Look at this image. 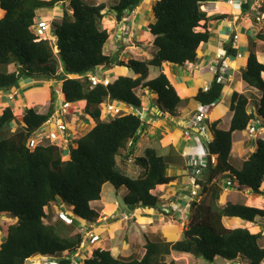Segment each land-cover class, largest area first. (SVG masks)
I'll use <instances>...</instances> for the list:
<instances>
[{
	"label": "trees",
	"instance_id": "16d2710c",
	"mask_svg": "<svg viewBox=\"0 0 264 264\" xmlns=\"http://www.w3.org/2000/svg\"><path fill=\"white\" fill-rule=\"evenodd\" d=\"M61 17L50 23L53 43L39 40L33 31L36 10L54 8L65 2ZM110 9L123 19L141 0H113ZM218 0H156L151 7L153 21L147 26L150 44L155 52L148 60L127 61L108 57L103 46L109 38L102 25L106 5L95 0H0V91L14 87L22 78L48 80L60 83L63 104L84 101V117L93 125L84 135L68 145L67 160H62L61 145L37 141L28 148V139L54 112L55 94L52 92L48 110L39 113L30 107L23 115H15L9 107L0 114V217L14 222L0 223V264H29L26 259L42 256L71 264L72 257L83 240L75 231L77 220L95 222L99 216L91 202L101 199L102 187L109 183L117 191L125 189L122 203L126 207L154 209L161 205L157 194L160 186L170 185L176 177L168 175L166 157L147 147L135 157L132 164L136 176L126 171V161L132 155L143 121L139 114L120 112L101 118V110L108 101L114 105L141 109L137 89L156 94L155 102L162 112L174 116L181 98L168 77L160 73L148 80L150 67L163 63L182 66L194 62L199 50L209 39L200 22L206 20L200 9L202 3ZM253 0L241 5L249 8ZM67 7V8H66ZM264 10V4L261 6ZM258 21L257 18H253ZM264 23V22H263ZM264 43V26L255 35ZM232 57L234 50H228ZM12 66L14 70L8 71ZM118 66L135 77L118 76L107 86H91L85 75L97 68ZM264 64L254 51L247 56L240 79L260 93L255 103V114L264 119ZM223 93V85L216 79L206 91L197 90L194 100L201 106L212 105ZM248 98L234 91L229 109L232 113L227 129L217 123L207 124L211 140L205 144L214 163L196 178L199 198L191 199L181 236L175 242L162 238H145L144 253L140 259L114 257L109 250L96 248L82 264H175L166 261L172 253L192 254L212 263L215 258L227 262L264 264V247L259 233L246 228L227 229L222 217L254 222L264 219V207L227 202L217 204L224 188L248 190L262 194L264 183V140H255V149L235 168L230 161L232 134L244 131L253 119ZM138 171V172H137ZM53 203L64 205L68 211L67 223L61 216L48 212ZM46 210V211H45ZM75 218V219H74Z\"/></svg>",
	"mask_w": 264,
	"mask_h": 264
},
{
	"label": "crops",
	"instance_id": "0c3cea01",
	"mask_svg": "<svg viewBox=\"0 0 264 264\" xmlns=\"http://www.w3.org/2000/svg\"><path fill=\"white\" fill-rule=\"evenodd\" d=\"M144 1L148 0H141L140 4H143ZM149 1H151V4L145 11L139 14V6H137L135 9V15L128 14L124 17L126 21L124 18H120V20H118L116 17L119 21L116 34L119 37V41L121 40L120 44L116 43L118 48L117 50L120 52L119 47H124L125 51L130 49V52H133V49H137L134 52L141 57L136 58V60L140 61L148 60L155 52V49L148 44V40L150 38L147 34V26L153 21L151 7L156 0ZM245 1L247 0L239 2L234 0L233 5H228L224 2V0L202 3L200 9L205 13L207 19L200 22L202 28L198 29L203 31V28H206L209 32V39L201 46L197 59L194 62L185 63L182 66L163 63L160 68H149L147 77L148 80L154 79L160 73H163L168 77L170 83L177 90V93L181 98V103L178 105L174 116L162 112L159 109L155 102L156 94L141 89H137L135 91L136 96L142 99L140 100L141 109L140 111H137L132 108L129 112L142 114L143 128L139 131L137 140L132 147L133 153L129 156V159L126 162H128V164L132 163L133 158L139 157L135 155V150L138 151L142 148L143 154L145 148L151 147L154 148L159 155L166 157L168 163L167 173L177 179L172 184L160 186L157 190L152 192L153 194H157L160 199L161 205L158 208H138L131 211L133 212V225L134 228L137 229L135 232L132 231L129 234L133 238L135 236L137 237L136 232L138 231L142 233L144 240L147 237V234L150 236H156L159 234L160 237L167 242H175L180 238L183 226L187 219L188 206L192 199L189 195L192 190L190 182L192 168H194V166H201L203 171L206 166H208L209 161L214 159L213 156L208 155L205 149V144L212 138L207 124L216 122L217 128H228L232 115L229 109L230 99L234 91H238L248 98V110L253 113V119L244 131H235L232 134V145L230 151L231 164L232 161L236 159L240 161L238 166L240 167L241 163L251 152L254 151L255 140L258 138L264 140V119L255 114L254 108L255 103L259 102L260 93L256 89L247 86L240 79V72L246 65L247 56L250 51H254L258 61L264 64V43L257 40L255 37L256 33L263 28L264 21H255L253 17L250 16L249 9L256 0H253L247 10H241V5ZM259 1L264 3V0ZM43 12L44 11H39V13H42L39 20H37V17L39 16L36 14L35 21H45V18H53L52 15L43 14ZM146 13L148 19H144ZM112 14L114 15L113 12ZM134 16H137L138 18L141 16V20L137 26H132L133 21H131V17ZM136 19L137 18L134 20ZM241 28L250 31L252 30L253 37H250V39L255 38L259 43L255 44L251 42L253 47L247 51L248 53L244 51L247 47L238 33V30ZM144 30H146V34ZM140 31L142 32V35L140 36H142L143 39H140L141 37L138 39ZM110 35L111 34L109 33V37ZM234 35H237V39L235 41H233ZM132 40L137 44V46L134 47L128 45V43H131ZM108 41L109 38L103 46V53L108 57L113 58L112 56L115 54L108 51V45L110 44L109 42L107 45ZM110 41L113 43L115 42V40ZM228 50H234L236 55L234 57L228 55ZM237 54H240V56L238 57ZM217 55H221V59H217ZM119 59L121 60V58H118V60ZM13 70L14 68L12 66L8 68L9 72H12ZM128 72L130 71H125L118 66H113L110 69L102 68L101 76L104 75L108 77L106 75V73H108L110 74V77L108 78L111 81H114L120 75L130 76ZM263 75L264 73L262 74V77ZM130 77L135 76L132 74ZM215 79L223 85L222 97L212 105L201 106L194 100L197 90L201 89L203 91V87L206 85L210 86L211 82ZM44 83L48 84L49 89L42 99L35 103V94L37 90L35 88L43 86L42 84ZM59 85L60 83L56 81H29L27 78H22L14 87L0 91V114L5 107H9L15 115H23L30 107L38 108L39 113L44 114L47 112L51 98L53 97L52 92L54 93V90L60 87ZM54 96L53 106L54 110H56V101H58V99L61 100V96ZM79 104L81 105V110H83L85 102L81 101ZM118 106L125 110L127 109L128 111V108L126 107L129 106ZM198 115L203 116V120L197 121L196 116ZM254 118L256 120H254ZM82 122L83 126L81 128L84 130V128H87L88 125L86 121ZM70 128L73 130L79 129V127H76L75 129L73 127ZM70 128L67 130V135L70 133ZM85 133L86 132L74 137L77 139ZM252 140H254V143L251 144ZM199 176L200 175H197L196 177L198 178ZM232 186L233 185H230L229 187L224 188L221 192L217 201L219 206L223 207L227 202H230L259 208L258 204L263 203L262 200L260 202L258 201L261 194L250 193L248 190L238 191L232 188ZM120 190L126 193L125 189ZM263 193L264 183L262 188V194ZM166 213L168 214L163 215ZM221 222L227 229L246 228L250 231L249 227L252 224H264V219L247 222L224 216L221 218ZM106 229L108 230V227H105V230ZM130 229H132V227ZM167 231L170 232L169 238L173 241H168L166 238ZM250 232L254 233L252 231ZM108 236H111L110 232ZM143 245L141 246L142 251L136 259H140L142 257L144 253ZM123 246H119L117 249L110 247L106 250H109L114 257L130 258V254L132 253H127L126 255L122 254V252L125 251ZM170 256L172 257V255ZM238 263L243 264V262Z\"/></svg>",
	"mask_w": 264,
	"mask_h": 264
},
{
	"label": "rangeland",
	"instance_id": "374dc122",
	"mask_svg": "<svg viewBox=\"0 0 264 264\" xmlns=\"http://www.w3.org/2000/svg\"><path fill=\"white\" fill-rule=\"evenodd\" d=\"M235 1L239 2L242 0H235ZM95 2L96 3H104L106 5V9H105L106 12H105V17L102 21V25L107 29L108 33L111 34L109 37V41H108L107 45L110 42V44L108 45V51H111V52H113V54H115L112 57L114 59H116V57H117V59L121 58L122 61H127L128 59L141 58L134 52L137 49H133L134 51L130 52L129 51L130 49H128V50L126 49L127 51H125L124 47H122L123 49L121 47H119L120 52L117 50L118 49L117 44H120L121 40L119 41V37L116 34V31L118 30L117 26L119 24V21L116 19V16H114L112 14V11L110 9V6L114 1L113 0H95ZM65 4H66V1L63 4L60 3L59 5L55 6L54 9H51V8L37 9L36 14L39 16V17H37V20H39L40 16L42 15V13H39V11H44L43 14H49V15L53 16L52 19L45 18L46 19L45 21L47 23L57 22V20L61 17V13H62V10L64 7L63 5H65ZM150 4H151V1H149V0L144 1L143 4H139L138 13L140 14L143 11H145L150 6ZM1 15L2 14H0V16ZM140 17L139 18L137 16L131 17V21H133L132 26H135V25L137 26V24H139V22L141 20ZM135 18H137V19L134 20ZM54 19H57V20H54ZM144 19H148L147 13L144 16ZM124 20L126 21L125 18H124ZM144 31L146 34V30H144ZM50 33H51V31L49 30L46 32V35H50ZM238 33L246 44L247 48L244 50L245 52L252 49L253 45L251 44V42L255 43V44L258 43L255 38L250 39V37H253V31L252 30L250 31V30H246L244 28H241L238 30ZM140 35H142L141 31L139 33L138 39L140 37H141L140 39H143V37ZM110 40H115V42L113 43ZM128 45L134 46V47L137 46V44L133 40L131 43H128ZM257 49H259V48H257ZM258 51L261 52L260 50H258ZM101 70L96 69L93 72L94 76L101 77ZM128 73L130 74V76H132L131 72H128ZM106 75L108 77H110V74L106 73ZM263 77H264V75H263ZM28 80L31 81L33 79H28ZM42 80H44V79H42ZM33 81H38V80H33ZM42 85L43 86H41L39 88H35V89H37L36 94H35L36 95L35 96V98H36L35 103L39 102L49 89L48 88L49 86L47 83H44ZM138 98H139V100H142L140 97H138ZM62 104L63 103L60 99H58V101H56V107H58V109H61ZM64 111L67 112V115H65L66 125L69 128L73 127L74 129L76 127H79V129H77V130H73L72 128H70L71 129L70 133L67 135L69 144L71 142L73 145H75L76 140H75L74 136H76V135L79 136L82 133L87 132L91 128V126L93 125V122H92V120L84 118V113H83V110H81V105L79 103H74V104L69 105L68 108H66ZM138 114L140 115V117L143 120L142 114L141 113H138ZM104 116H105L104 115V108L102 107L101 118H103ZM254 120H256V119L254 118ZM82 121H86L87 125H88V127L84 128V130H82V128H81L83 126ZM48 130L49 131H55V128L52 126H49V125L44 126L41 128V130L37 134L41 135V133L48 132ZM40 140H41L42 144L47 143V141L44 139L42 140V138H40ZM252 143H254V140L251 141V144ZM66 152H67V149L61 147V154H62V160L63 161L67 160ZM134 153L137 156H141L142 155V148L139 149L138 151L135 150ZM126 164H128V162H126ZM232 164L235 167H238L240 164V161L235 159L232 161ZM175 167H173V168H175ZM126 171L131 177H135L137 175L136 174V168L133 166L132 163H129L128 165H126ZM124 194H125V192H123L121 190L116 191L112 187V185L109 183H106L103 185L102 192H101V199L99 201L90 203V206L94 210L97 211L99 218L95 222H92V223L80 222L78 220L76 221L78 223L79 227L76 228L75 231L83 234V240L85 239V244H80V246L77 250V253L71 259V264H82L83 260L92 252V250H94L96 248H99L100 250H106V249H109L110 247H114L117 249V248H119V246L121 247L123 245H124L123 248L125 251H123L122 254L126 255L127 253L128 254L132 253V254H130L131 255L130 258L136 259L138 257V255L142 251L141 246L145 243L144 237L142 236V233L140 231L136 232L137 237L135 236L133 238L132 236L129 235L132 231L135 232L137 230L136 228H134V225H133L134 224V220L132 217L133 212H131V211H134L135 209H138V208L131 209L130 207L124 206L122 203V197ZM260 198L258 199V201L260 202L262 200L263 203L258 204L259 208L264 207V193L260 195ZM66 211H68V210L64 205H61L60 208H57L56 205L53 203H51L49 205V209H48V212H50V214L54 215V217L61 216V215L66 216V214H65ZM167 214L168 213L163 214V215H167ZM9 219L2 216V217H0V223H2L3 221H9ZM64 220H66V219H64ZM166 220H167V218H166ZM10 222L13 223L14 220L10 219ZM105 227L106 228L108 227V230L107 229L105 230ZM131 227H132V229H130ZM249 229H250V231H252L254 233L260 234V237H259L260 245L264 247V224L263 223H255V224H252L249 227ZM109 232H110L111 236H108ZM90 234H92L94 236H98V240L96 241V243L94 245L90 244V238L88 237V236H90ZM112 236H114V237H112ZM154 236L155 235L150 236L149 234H147L148 239H153ZM155 237L159 238L160 235L157 234ZM169 237H170V232L167 231L166 238L168 239V241H173ZM0 241H2L1 236H0ZM171 255H172V257L171 256L165 257L166 261L174 260L175 264H211V263L203 260L202 258L196 257L192 254L172 253ZM212 264H240V263H238L236 261L235 262H226L220 258V259H215L212 262ZM243 264H246V263H243Z\"/></svg>",
	"mask_w": 264,
	"mask_h": 264
},
{
	"label": "built area",
	"instance_id": "2783aa9c",
	"mask_svg": "<svg viewBox=\"0 0 264 264\" xmlns=\"http://www.w3.org/2000/svg\"><path fill=\"white\" fill-rule=\"evenodd\" d=\"M224 2L227 3L228 5H233L234 0H224ZM261 6L262 3L259 0H256L249 9L250 16L257 18V20L264 21V10H261ZM135 9L136 8L130 10L128 14L135 15L136 13ZM33 30L39 40H47L48 42L51 43L53 36L52 33H50V35H46V32L49 31L50 29H49V25L45 23V21L36 22V24L33 27ZM236 39H237V35H234L233 41H235ZM237 56L239 57L240 54H237ZM221 57H222L221 55H217V59H221ZM97 69L101 70L102 68H97ZM85 78L90 82L91 86H96L98 84L107 86L112 82L108 77L104 75L101 77H96L94 76V73L85 75ZM208 88H209L208 85L204 86L203 91H206ZM54 93L56 96H60V89H55ZM66 108H68V104H63L61 109L57 108L56 110H54L50 118L42 125V127L48 125L52 126L55 128V131L48 130V132L41 133V135H36L37 134L36 133L35 135L32 134L29 137L27 142H28V148L30 150L36 146L37 141L40 138H42V140L44 139L50 141L53 144H60L62 148H66V149L68 148L69 145L68 136H67L68 126L65 123V115H67V112L64 111ZM103 108H104V115L107 116L111 114L112 115L118 114L120 112L130 113L129 111L132 110L133 107L131 106L126 107L128 108L127 111V109L125 110L119 107L118 105H114L107 101L104 104ZM196 120L197 121L203 120V116L201 115L196 116ZM211 161H210L211 163H214V159ZM201 171H202L201 166H194V168H192L191 176H190V182L192 185V190L190 191V197L192 198L198 195L199 187L196 185V178H197L196 176L200 175ZM62 217L63 219H66L67 223L70 222V220L66 216L62 215ZM88 237L90 238L91 244L95 243L98 240V236H94L92 234H90V236ZM81 244H85V239L81 242ZM28 261L30 262L29 264H58L56 260L48 259V258H42V260H40L39 262H35L30 259Z\"/></svg>",
	"mask_w": 264,
	"mask_h": 264
},
{
	"label": "clouds",
	"instance_id": "9594fccd",
	"mask_svg": "<svg viewBox=\"0 0 264 264\" xmlns=\"http://www.w3.org/2000/svg\"><path fill=\"white\" fill-rule=\"evenodd\" d=\"M60 3H62V2H59L58 4H60ZM64 3V2H63ZM57 4V5H58ZM264 3H262V5H263ZM56 5V6H57ZM52 9V8H51ZM254 18V17H253ZM34 22H35V24H36V22H39V21H35L34 20ZM45 23H46V21H45ZM48 25H49V29H50V23H47ZM34 31V30H33ZM52 33V32H51ZM36 35V34H35ZM52 36H53V34H52ZM54 39V38H53ZM53 39H52V41H51V43L50 44H52L53 43ZM58 97V96H57ZM63 105V104H62ZM69 106V105H68ZM58 107H56V109H57ZM42 128V126L39 128V130H37L35 133H34V135L36 134V133H38L39 131H40V129ZM68 130H69V127H68ZM36 135H38V134H36ZM38 138V137H37ZM39 140V139H38ZM202 172V171H201ZM201 175V174H200ZM190 195V194H189ZM192 198V197H191ZM194 198H196V199H198L199 198V190H198V195L196 196V197H194ZM194 198H192V199H194ZM61 217H62V215H61ZM67 217V216H66ZM63 218V217H62ZM66 221V220H65ZM96 243V242H95ZM95 243H93V244H91V245H94ZM42 258H48V259H53V258H49V257H40V256H36V257H34V258H32V259H30V260H33V261H35V262H39L40 260H42ZM29 260V259H28ZM53 260H55V259H53ZM57 261V260H56ZM58 263V262H57Z\"/></svg>",
	"mask_w": 264,
	"mask_h": 264
},
{
	"label": "water",
	"instance_id": "95a60500",
	"mask_svg": "<svg viewBox=\"0 0 264 264\" xmlns=\"http://www.w3.org/2000/svg\"><path fill=\"white\" fill-rule=\"evenodd\" d=\"M118 20H120V17H117Z\"/></svg>",
	"mask_w": 264,
	"mask_h": 264
}]
</instances>
